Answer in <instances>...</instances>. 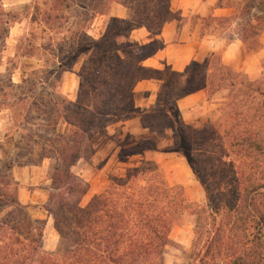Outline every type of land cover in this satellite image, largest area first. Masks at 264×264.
Returning <instances> with one entry per match:
<instances>
[{
  "label": "rangeland",
  "instance_id": "rangeland-1",
  "mask_svg": "<svg viewBox=\"0 0 264 264\" xmlns=\"http://www.w3.org/2000/svg\"><path fill=\"white\" fill-rule=\"evenodd\" d=\"M223 1V4L230 1L234 6L240 4V10H234L237 20L214 37L227 43L230 38L236 41L247 32L251 42L261 44L256 51L246 50L245 57L239 55L235 69L225 66L243 75L245 81L262 86L264 0ZM79 2L0 0V220L10 217L20 220L27 216L42 222L43 251L54 256L60 254V238L52 217L45 210L51 195L52 168L48 160H41L44 145L34 142L50 134L55 122L58 123L55 134L66 131L64 120L58 117L55 121L50 115L54 112V95L77 101L82 61L69 66L58 49L67 48L76 34L98 39L108 24L107 17L93 19V13ZM49 16L51 20L46 23ZM88 20L91 22L87 25ZM196 23L202 25L201 21ZM22 44L25 49L30 44L34 55L23 56L24 52L19 51ZM22 77L26 83H22ZM134 92L136 107L147 104L137 108L151 112L159 106L158 97L144 100L147 94ZM201 94H204L202 101L184 110L179 109V101L169 106L161 105L173 119L175 130L160 129L151 133L135 119L114 122L99 132L90 143V157L72 169L89 185L81 206L85 207L105 190L110 175L124 174L143 163L156 164L171 187L183 189L186 202L194 208L171 230L165 264H264V190L251 194L255 199L250 213L256 220L242 222L240 219L233 232L229 233V225L234 227V217L238 214L234 213L233 217V214L222 212V215L212 216L215 213L212 196L218 195L221 189L226 190L225 203L229 191L234 188L230 181L237 182L238 186L248 181L249 188L253 183L264 185V96L256 95L253 101L245 99L242 92L231 90L212 97L204 92ZM33 103L47 107L48 115L44 119L35 120L38 112L29 117L31 108H35ZM182 127L186 128L189 140L182 137ZM201 137L209 141L205 146L198 142ZM139 140L151 141L155 151L143 157H127L123 149L128 142ZM191 157H198L199 166L192 167ZM198 171L210 178L221 177L219 180L223 183H204ZM243 188L239 193L244 194ZM19 205L24 209L19 210ZM10 212L15 214L11 216ZM219 229L223 233L218 234Z\"/></svg>",
  "mask_w": 264,
  "mask_h": 264
},
{
  "label": "trees",
  "instance_id": "trees-1",
  "mask_svg": "<svg viewBox=\"0 0 264 264\" xmlns=\"http://www.w3.org/2000/svg\"><path fill=\"white\" fill-rule=\"evenodd\" d=\"M77 1L93 13V19L109 17L108 24L98 39L76 34L69 40L67 48L58 49V53L65 57L64 63L67 62L69 66L82 61L78 73L77 101L54 95V112L50 115L55 121L58 117L63 119L66 131L61 135L55 134L58 125L55 122L50 134L34 142L35 145H39V142L44 145L42 162L48 160L51 163V195L45 210L52 217L54 229L60 238V254L54 256L43 251L42 222L33 221L27 216L20 220L10 217L0 220V264H165L170 232L193 208L186 202L183 189L171 187L159 165L143 163L124 174L110 175L105 190L82 207L81 202L89 191V185L77 177L72 169L90 157L92 139L114 122L139 119L142 128L151 133L160 129L175 130L176 125L165 108L161 107L162 104L173 105L198 92L212 97L225 90L242 92L245 99L255 101L256 95L264 96V85L255 86L245 81L243 75L227 68L219 55L212 56L203 64L191 63L183 73L173 72L169 67L161 71L145 68L144 62L154 57L164 45L160 42L140 45L133 34L136 30L145 29L154 37L160 36L164 26L174 18L172 0ZM223 2L219 0L217 7L231 8L236 12L240 10V4L234 6L230 1L226 4ZM114 5L128 9L130 17L110 18ZM261 6L263 8V3ZM50 20L49 16L46 23ZM234 20H237L236 16L203 19L202 36L217 35L231 26ZM90 22L88 20L87 25ZM212 25L215 27L212 28ZM210 28L212 32H209ZM239 40L248 52L256 51L261 46L257 41L251 42L247 32H243ZM234 41L230 38L226 45ZM30 44L27 49L23 48V44L20 46L19 51L24 52L23 56L34 55ZM21 80L26 83L25 77ZM149 80L162 82L157 98L159 106L151 112L136 107L134 92L138 83ZM32 105L35 108H31L29 117H33V112H38L40 114L35 120L40 121L48 115L46 106ZM180 129L182 137L189 140L186 128ZM198 142L205 146L209 141L201 137V142ZM153 145L149 140L132 141L128 142L123 152L127 157H143L155 151ZM190 164L192 167L199 166L198 157H191ZM198 177L204 183H223L219 180L221 177L210 178L200 171ZM230 182L234 188L229 191L225 203L226 190L221 189L220 195L212 196L213 218L222 215V212L233 214V217L234 213L238 214L234 217V227L227 224L229 233L234 231L240 219L242 222L256 220L250 213L255 199L251 198V194L264 190V185L255 186V183L249 188L248 181L239 186L237 182ZM242 186L244 194L239 193ZM18 208L24 209L20 205ZM9 214L13 216L15 213ZM15 223L17 226H13ZM223 225L221 223V228ZM26 230L27 234L24 235ZM221 233L219 229L218 234Z\"/></svg>",
  "mask_w": 264,
  "mask_h": 264
},
{
  "label": "crops",
  "instance_id": "crops-1",
  "mask_svg": "<svg viewBox=\"0 0 264 264\" xmlns=\"http://www.w3.org/2000/svg\"><path fill=\"white\" fill-rule=\"evenodd\" d=\"M219 0H172L171 10L174 18L170 20L158 37L149 34L145 29L136 30L134 40L140 45H149L160 42L163 48L152 58L144 62V67L150 70L161 71L169 67L173 72L183 73L191 63H203L213 55L219 54L222 63L235 69L238 56L245 57L246 48L241 40L226 45L214 36H202V25L196 23L210 17L229 18L234 15V9L218 8ZM128 19L130 12L121 5H114L110 18ZM109 20V17H107ZM162 82L149 80L142 81L136 86V95L147 94V99L158 97ZM203 92L190 95L178 102L180 110L191 108L204 99ZM145 107L147 104L139 105ZM137 106V107H139Z\"/></svg>",
  "mask_w": 264,
  "mask_h": 264
}]
</instances>
